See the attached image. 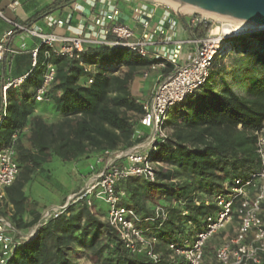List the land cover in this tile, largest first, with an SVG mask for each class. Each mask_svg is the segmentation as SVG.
<instances>
[{
	"label": "trees",
	"instance_id": "16d2710c",
	"mask_svg": "<svg viewBox=\"0 0 264 264\" xmlns=\"http://www.w3.org/2000/svg\"><path fill=\"white\" fill-rule=\"evenodd\" d=\"M75 2L57 0L35 21ZM186 28L200 38L209 29L203 25ZM228 43L229 52L237 50L245 57V96L236 94L225 79L216 87L218 73L212 70L199 91L169 112L165 126L174 130L167 143L160 146L156 159L170 169L159 172L156 183L130 178L118 185L126 194L123 205L140 216L136 226L150 229L149 235L157 238L156 251L162 254L159 264H184L182 259L169 258V246L193 238L205 218L216 211L214 205L205 204V199L212 198L227 181L259 169L252 133L264 120V34L238 37ZM44 50L40 48L38 67L30 78L20 88L7 90L5 115L0 111V150L11 144L16 131L28 129L30 147H25L22 137L18 139L20 173L6 191L14 209L12 223L18 230L31 229L41 220L24 188L38 179L46 180L43 167L52 158L77 161L88 153L126 150L135 143V121L130 114L141 115L143 108L132 97L130 83L138 72L155 62L126 49L107 47L87 49L80 61L51 57L57 77L49 97L60 121L48 123L36 114L42 104L35 101L44 71ZM82 62L95 66L97 72L85 73ZM121 66L126 72L113 75ZM171 71L168 65L165 72ZM88 77H93L91 85H87ZM195 197L201 201L199 206ZM158 205L168 210L161 227L152 221ZM28 215L31 220L26 219ZM77 246L90 252L96 264H150L145 256L130 254L115 231L92 213L85 201L71 205L65 214L42 226L34 240L16 247L6 264H76ZM208 251L209 244L203 264H218L215 255L208 261ZM260 264H264V254Z\"/></svg>",
	"mask_w": 264,
	"mask_h": 264
},
{
	"label": "built area",
	"instance_id": "2783aa9c",
	"mask_svg": "<svg viewBox=\"0 0 264 264\" xmlns=\"http://www.w3.org/2000/svg\"><path fill=\"white\" fill-rule=\"evenodd\" d=\"M160 8L167 12V16L170 13L178 16V12L169 5L156 1L150 2L149 5L140 4L135 9L143 26L140 32L119 24L117 21L120 10L115 7L110 12L97 13L87 29L72 35L48 34L38 28L9 21L12 30L6 34V38H9L13 31L19 30L38 39L40 44L38 48L30 51L31 70L20 77L8 79L2 85L0 111L3 115L7 106V90L20 88L30 78L38 67L41 47L45 48L44 71L41 84L35 91V101L41 104L51 102L49 93L56 83L57 68L50 61L51 57L80 61L81 54L89 48H120L155 61L141 70L144 80L149 79L153 72H165L168 65L172 66V71L158 76L153 96L149 101H138L143 113L130 114L135 116V143L126 150L88 153L86 156L93 158V163L91 162L84 188L72 195L62 207L45 211L40 222L28 230H18L14 227V209L6 194L20 173L16 143L28 133V129L18 130L13 134L11 144L0 150V264L7 263L16 247L34 240L42 226L65 214L71 205L82 201L86 202L92 213H101L100 219L109 224L130 254L143 255L149 259L150 264H159L162 261V254L156 251L157 238L149 235L150 229L142 230L136 226V223L140 222V216L134 209L123 205L126 194L118 185L130 178H141L149 183H156L158 173L170 169L167 164L156 159L160 146L166 144L170 137L165 126L169 112L206 84L217 59L228 50V41L236 35L213 33L214 29L223 26L221 21L212 22L207 17H198L192 13L187 15L190 28L203 25L209 28L207 34L201 38L191 34L184 40L174 41L167 33L166 18L154 31L149 29ZM0 18H4L1 11ZM46 20L49 25H65L64 21H56L52 17ZM157 37L163 39L159 40ZM24 50V46L21 50H11L5 41H0V66L9 54ZM81 66L87 74L97 72L95 66L83 62ZM124 70L125 67L121 66L113 75H120ZM92 83L93 77H88L87 85ZM1 121L0 116V123ZM252 134L255 137L259 169L246 177L227 181L223 189L212 198L205 199V204L214 205L216 211L205 218L201 230L193 238L170 244L171 260L182 259L184 264H203L206 246L216 236L224 234L223 242L214 252L218 264L261 263V255L264 254V120ZM194 201L197 206L201 204L197 197ZM99 203L108 205L109 209L104 210ZM167 216L168 210L158 205L154 209L152 221L159 223L158 227H161Z\"/></svg>",
	"mask_w": 264,
	"mask_h": 264
},
{
	"label": "crops",
	"instance_id": "0c3cea01",
	"mask_svg": "<svg viewBox=\"0 0 264 264\" xmlns=\"http://www.w3.org/2000/svg\"><path fill=\"white\" fill-rule=\"evenodd\" d=\"M55 1L57 0H0V11L4 16V18H0V41H5L7 47L11 50H21L23 46L25 47L24 51H20V52L18 51V53L15 54H9L6 57L4 64L0 66V88L8 79L20 77L31 70L30 51L38 48L40 44L38 39L30 37L19 30L13 31L14 33L9 38H6V34L12 30V25L9 23V21L27 27L38 28L44 33H48V34L72 35L79 32L80 30L87 29V27L90 26L94 16L97 13L110 12L111 9L115 7L120 10V15L118 17L117 22L119 24L127 25L128 27L133 28L136 31L140 32L143 26L141 23V18L135 13V9L140 4L149 5V3L144 0H127V1L77 0V2L73 3L70 7L61 11H57L53 13L51 16H49L56 21L58 20L64 21L65 22L64 26H57L56 24L49 25L47 23L46 18L39 21H35V17L38 14L42 13L44 10H46ZM164 18H166L165 27L167 33L169 36L172 37L174 41L184 40L192 34V31L186 28V26L190 28L189 18H183L185 19L184 22L182 20V17H179L173 13H170V15L167 16V12L162 8H160L156 12L154 18L152 19L149 28L150 31H154L155 29H157V27L161 24ZM157 38L159 40L163 39V37H157ZM124 72H126V68ZM138 73L141 75V71ZM163 73L165 72L158 71V72H153L150 75L151 81L149 88H147V83L149 79L146 80L147 82H138L139 84L136 87V97H138L137 99L138 101L140 102L149 101L152 98L157 84L158 76ZM141 77L140 78L137 77L134 80V82H132L133 85L136 84L137 81L142 80ZM42 106L43 108H50L53 115L56 116L54 106L51 103L42 104L39 107ZM22 138L25 147L29 148L30 147V146L28 147L29 142L27 141L28 133L24 134ZM54 158H52V160L49 163H51L54 160ZM85 160H90L92 162L93 158L86 156L74 162L79 163ZM49 163L45 164L43 167L45 170L44 176L47 181H50L53 177L52 170L48 169ZM48 176H51V178L48 179L47 178ZM85 179H86L85 176H81V181L83 182V185ZM32 183L34 182H30L25 186L24 192L26 196L29 198L30 202L36 204L35 210L38 213H40L42 218V215L44 214L45 211H47V209L46 208L42 209L38 201L32 199L27 193L29 186ZM83 185L82 188L77 192L68 194L69 196V197L67 196L68 199L72 195H75L76 193L80 192L84 188ZM67 197H62V199L53 198L55 199V202L54 204H52L50 209L62 207L63 205H65L68 201ZM26 219L31 220L32 218L29 217L28 215L26 216Z\"/></svg>",
	"mask_w": 264,
	"mask_h": 264
},
{
	"label": "rangeland",
	"instance_id": "374dc122",
	"mask_svg": "<svg viewBox=\"0 0 264 264\" xmlns=\"http://www.w3.org/2000/svg\"><path fill=\"white\" fill-rule=\"evenodd\" d=\"M144 1L150 3L156 0H144ZM160 4L168 5L165 3H160ZM187 15L189 14L178 12L179 17L187 18ZM195 15H197L198 17L201 16L207 17L212 22L219 21L216 18L205 16L202 13L197 12L195 13ZM260 34H264V33L261 32ZM251 36H244V37L248 38ZM244 61H245V57L242 52H239L237 50L234 52H229V49L226 50V53L222 57L218 58L217 62L213 67V70H215L218 73V76L216 78V82H217L216 87L219 88L222 84V79L223 80L225 79L232 87V89L235 91L236 94H238L241 97H244L246 91L245 78L243 74ZM137 77L140 78L141 75L137 73L134 79L132 80V82H134V80ZM141 79L142 80L137 81V83L134 85L132 82L130 84L131 95L136 100L138 99V97H136V87L139 84L138 82H147L142 77ZM150 79L151 77L149 78V81L147 83V88L150 87V81H151ZM37 111L38 112H36V114L39 116L43 115L42 117L48 123H57L58 121H60V118L53 115L50 108H43L42 106V107H38ZM132 119L135 121V116H132ZM167 128L171 135L173 133L174 128L173 127H167ZM29 146L30 145L28 144V147ZM90 166H91L90 160H85L76 163L74 161L67 162L58 158H54V160L51 163H49L48 166V169L52 170V176H53L52 179L50 181H47L45 179L41 181V179H38L29 186L27 193L32 199L38 201L42 209L46 208L47 210H49L52 204H54L55 202V199L53 198L62 199V197H67L68 194L77 192L82 188L83 182L81 181V176L88 177ZM160 202H164V201H160ZM99 206L106 211L109 209L108 205L103 203H99ZM223 239H224V234L218 235L210 241L209 251H208L209 252L208 261L211 260V258L214 255L215 248L218 247L223 242ZM77 251L78 253L74 255V261L76 264H96L95 259L92 257L90 252L86 250H80L79 246H77Z\"/></svg>",
	"mask_w": 264,
	"mask_h": 264
},
{
	"label": "water",
	"instance_id": "95a60500",
	"mask_svg": "<svg viewBox=\"0 0 264 264\" xmlns=\"http://www.w3.org/2000/svg\"><path fill=\"white\" fill-rule=\"evenodd\" d=\"M200 10L216 13L228 18L247 21L264 26V0H176ZM264 31H252L236 37L257 35Z\"/></svg>",
	"mask_w": 264,
	"mask_h": 264
},
{
	"label": "bare ground",
	"instance_id": "6f19581e",
	"mask_svg": "<svg viewBox=\"0 0 264 264\" xmlns=\"http://www.w3.org/2000/svg\"><path fill=\"white\" fill-rule=\"evenodd\" d=\"M156 2L168 4L172 8H174L175 10L181 13L192 14L198 12V13H202L205 16L218 19L223 23V26L218 29H214L213 33L224 32L225 34L231 33V34L239 35V34L250 33L252 31H264V26H259L247 21L228 18L222 15H218L216 13L200 10L189 4L181 3L176 0H156Z\"/></svg>",
	"mask_w": 264,
	"mask_h": 264
}]
</instances>
